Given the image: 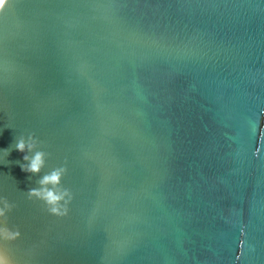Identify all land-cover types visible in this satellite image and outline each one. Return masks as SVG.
<instances>
[{
    "label": "water",
    "instance_id": "95a60500",
    "mask_svg": "<svg viewBox=\"0 0 264 264\" xmlns=\"http://www.w3.org/2000/svg\"><path fill=\"white\" fill-rule=\"evenodd\" d=\"M57 167L64 217L27 196ZM3 199L12 264H264V0H8Z\"/></svg>",
    "mask_w": 264,
    "mask_h": 264
},
{
    "label": "clouds",
    "instance_id": "9594fccd",
    "mask_svg": "<svg viewBox=\"0 0 264 264\" xmlns=\"http://www.w3.org/2000/svg\"><path fill=\"white\" fill-rule=\"evenodd\" d=\"M7 0H0V10L5 7ZM37 139L34 135H28L27 142L23 136L17 139L15 149L21 153H34L33 155H24L23 160L27 163L20 164L21 170L31 174H39L45 166L46 153L37 151ZM5 155H9L7 149L4 150ZM67 172L66 167H57L50 173L43 175L37 181L39 187L31 188L27 191L29 199H37L43 201L47 206L50 214L57 217H64L68 214V204L72 200V193L61 187L62 178ZM3 207H0V219H3L5 226L0 227V240L5 242L15 241L20 237L19 230H11L7 225V213L14 207L7 199L0 200ZM0 264H12L10 257L5 251L0 250Z\"/></svg>",
    "mask_w": 264,
    "mask_h": 264
},
{
    "label": "snow or ice",
    "instance_id": "6c2138e0",
    "mask_svg": "<svg viewBox=\"0 0 264 264\" xmlns=\"http://www.w3.org/2000/svg\"><path fill=\"white\" fill-rule=\"evenodd\" d=\"M7 2H8V0H7ZM7 2H6V4H7ZM6 4H5V5H6Z\"/></svg>",
    "mask_w": 264,
    "mask_h": 264
}]
</instances>
